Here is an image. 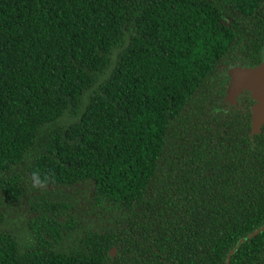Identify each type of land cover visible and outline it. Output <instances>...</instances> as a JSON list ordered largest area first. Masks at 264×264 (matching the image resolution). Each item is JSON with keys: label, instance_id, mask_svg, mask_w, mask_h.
I'll list each match as a JSON object with an SVG mask.
<instances>
[{"label": "trees", "instance_id": "1", "mask_svg": "<svg viewBox=\"0 0 264 264\" xmlns=\"http://www.w3.org/2000/svg\"><path fill=\"white\" fill-rule=\"evenodd\" d=\"M263 44L264 0H0V264H264Z\"/></svg>", "mask_w": 264, "mask_h": 264}, {"label": "water", "instance_id": "2", "mask_svg": "<svg viewBox=\"0 0 264 264\" xmlns=\"http://www.w3.org/2000/svg\"><path fill=\"white\" fill-rule=\"evenodd\" d=\"M228 84L226 87V100L235 103L237 96L246 90L253 103L250 105L251 133L260 131L264 124V44L260 49V61L253 66H231L227 69ZM115 248H111L113 256Z\"/></svg>", "mask_w": 264, "mask_h": 264}]
</instances>
